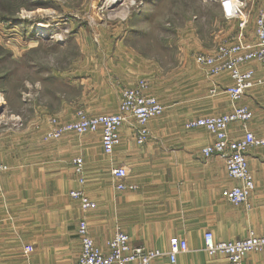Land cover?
Here are the masks:
<instances>
[{
	"label": "crops",
	"instance_id": "obj_1",
	"mask_svg": "<svg viewBox=\"0 0 264 264\" xmlns=\"http://www.w3.org/2000/svg\"><path fill=\"white\" fill-rule=\"evenodd\" d=\"M225 24L232 25L233 34L238 31V20H226ZM224 27H220L219 31ZM248 27L245 35L251 40L253 33L248 31ZM193 37L191 43L189 39H183L182 44L186 47L195 43L198 52L212 53L226 36L221 37L210 50H201L202 36L196 34ZM118 42L123 50L113 52L114 61L110 62V52L104 51L102 62L97 63L101 70L100 82L90 77L95 63L93 55L90 63L86 58L83 66H78L76 62L75 66L70 64V69L63 70L62 75L71 72L72 67L76 73L79 67L85 69L84 78H69L68 89L63 94L64 102L60 101V95L53 98L46 92V85L40 83L41 104L33 103L32 114L28 116L19 113L2 115L3 109L10 103L0 101V158L8 167L6 172L0 173V264H23L25 260L19 251L24 244L33 246L30 260L39 264V252L54 248L56 243H61L62 237L76 236V226L82 218L86 220L95 244L101 248L118 227L129 236L133 246L164 251L174 248L169 249L164 238L154 241L150 236L166 235L167 223H172L170 219H181L182 223L177 222V228L172 233L184 238L187 250L178 253L174 263L161 258L152 264H228L224 258L209 260L206 257L203 233L207 227L221 222V193L233 181L228 177L220 157L214 156L208 161L202 159L201 149L210 144L213 137L201 128L186 130L184 123L209 113L228 112L233 103L225 94L208 97L210 84L187 52L183 51L175 57L169 73L180 75V80L173 82L174 91L180 98L167 109L159 94L152 92L153 85L149 90L161 102L163 113L148 122L150 136L145 144H136L132 119L121 126L119 143L110 155L103 153L97 133H65L57 140H42L48 128L46 119L54 115L60 118L59 108L73 106L69 115L62 118L65 121L79 107L89 114L115 112L121 87L131 86L140 78L147 79L149 85L153 82L147 76L148 73H155L156 65L138 67L140 55L125 45L126 37L119 38ZM111 65L114 68L112 75L109 72ZM256 68L264 74L258 65ZM43 80H47L46 73ZM216 81L221 87L231 83L227 74H221ZM194 102L208 108L206 111L195 110L191 104ZM28 103L21 99L20 105L23 107ZM259 103L264 107V85L249 89L237 105L250 108L253 122L259 123L262 118L257 116L259 110L254 108ZM250 124L248 129L253 131L254 127ZM230 129L232 136H241L238 124L231 125ZM76 157H81L85 163L84 192L96 204L94 209L86 212H82L78 202L69 196V192L77 186L72 165ZM247 162L253 172L264 170V152L250 150ZM116 166L125 167L127 176L124 182L136 185V190L115 188L116 179L111 170ZM257 175L260 177L259 173ZM263 185L262 180L256 177V194ZM166 203L174 205L173 212L164 206ZM199 257L201 260L196 261ZM246 263L264 264V258L251 255Z\"/></svg>",
	"mask_w": 264,
	"mask_h": 264
},
{
	"label": "rangeland",
	"instance_id": "obj_2",
	"mask_svg": "<svg viewBox=\"0 0 264 264\" xmlns=\"http://www.w3.org/2000/svg\"><path fill=\"white\" fill-rule=\"evenodd\" d=\"M245 3L246 10L250 15L248 31L253 33L252 39H254V18L258 10H264V0H245ZM219 7V0H0V101L7 100L10 103L1 114L4 116L11 113H19L24 116L32 114V104H41L40 101L43 98L39 93V83L46 85V92L53 98L55 95L57 97L60 95L62 98L60 101L64 102L63 94L68 89L69 78H84L85 69L79 67L76 73L72 67L71 72L68 71L67 74L62 75L63 70L70 69V64L75 66L76 62L78 66H83L86 58L90 63L91 55L94 56L95 59L92 61L94 60L95 63L90 77L99 79L97 82H100L101 70L98 69L100 65L98 66L97 63L102 62L104 51L105 53L109 51V60L110 62L114 61L113 52L123 50L118 42L121 37H126L125 45L140 55L138 67L143 68L144 64L156 65L155 73L153 75L148 73L147 76L153 80L149 85V90L153 85L152 92H155L156 95L159 94L160 100L168 109L170 105H173V101L180 98L174 91L173 85V82L180 80V75L169 74L175 57L183 51L187 52L188 55H191L192 63L195 64L192 56L199 51L195 43L193 46L190 44L185 47L182 40L189 39L191 43L194 39L193 36L197 34L202 36L201 50H210L221 37L226 36L223 40H228L234 35L232 25L225 24L226 20ZM40 24L47 27L45 28L46 32L40 33L36 30ZM223 26H225L224 29L219 31ZM215 35L219 37L216 38ZM113 69L111 65L110 75H112ZM45 73L46 81L43 80ZM93 82L96 81L93 80ZM208 82L210 84L209 80ZM208 94V97L214 96L210 91ZM21 99L29 101L27 106L20 105ZM191 104L195 110L205 109L206 111L208 108L207 105L197 102ZM72 107L58 109L62 114L61 119L54 116L66 123L73 119L76 110H84L79 107L70 115L69 120H62L64 115H69ZM254 108L259 110L257 116L262 118V121L253 122L252 112V117L244 125L238 124L239 130L242 132L241 136L231 135L230 137L242 138L245 130L251 131L248 129L250 123L254 127L251 132L257 136H264V107L259 103ZM50 109L53 110L52 107ZM85 112L89 114L87 111ZM211 114L215 113L207 115ZM136 125L134 122L133 132ZM184 128L186 130L194 129L188 128L186 122ZM97 134L100 140V134ZM210 135L212 136V134ZM136 144L138 143L136 142ZM254 149L264 152V146L250 148L245 154L246 161L247 153ZM103 153L105 154L104 151ZM201 156L204 161H208L214 156L220 157L218 154L205 157L203 153ZM247 167L253 180L252 190L248 192L242 203H230L226 199L225 193L228 188L236 183L240 184V182L231 178L226 171L233 184L230 187H225L221 193L223 210L221 222L207 227L203 233V239L205 233H210L215 239L232 240L245 238L250 234L264 235H260L264 232V185L259 187L257 194L255 193L257 190L256 177L261 179L264 184V170L257 171L260 175L258 177V173L253 172L248 162ZM83 178L85 183V163ZM84 183L77 184L75 188H81L84 192ZM254 196L256 197L254 198ZM164 206L169 212L174 211L172 203H166ZM170 221L172 223H167L168 232L166 235L150 236L154 241L164 238L169 249L177 247L184 239L179 234L172 233L177 228L176 223L181 224L182 220L172 218ZM76 237L77 235L62 237L61 243H56L54 248L52 246L44 252H39V264H73L79 256L80 244L78 245L79 240ZM203 251L209 260L224 258L223 256L211 257L204 249ZM33 252L32 245L24 244L22 246L19 253L25 260L23 264H38L30 260ZM251 255L259 259L264 258V252L261 250L248 252L243 257V264H247ZM195 260L200 261L201 258Z\"/></svg>",
	"mask_w": 264,
	"mask_h": 264
},
{
	"label": "built area",
	"instance_id": "obj_3",
	"mask_svg": "<svg viewBox=\"0 0 264 264\" xmlns=\"http://www.w3.org/2000/svg\"><path fill=\"white\" fill-rule=\"evenodd\" d=\"M222 16L225 20H238V31L228 40L221 41L212 53H195L193 60L196 66L210 81L209 91L212 95L223 93L233 103L228 112L205 115L188 120V128H202L212 134L213 141L201 149L205 157L218 154L229 176L239 183L227 189L226 199L232 204L242 203L253 188V180L248 172L246 152L254 146H264V136H257L245 130L242 138H232L230 126L244 125L252 117V111L245 106L237 105L240 98L251 88L264 85V74L256 68L264 70V10H258L254 18V39L249 40L245 35L250 15L246 10L245 0H219ZM221 74H227L230 85L221 87L216 79ZM163 113L159 99L149 92V82L145 78L138 79L132 86L121 89L117 110L110 113L89 115L78 109L73 119L62 122L55 116L48 117L47 130L42 136L43 141L59 139L63 134L99 133L100 143L105 154L110 155L119 143L121 126L133 120V136L138 144H144L149 136L146 124ZM76 183H84V161L81 157L72 160ZM8 167L0 158V173ZM116 179L117 190H136L137 186L125 183L127 171L123 166H116L111 171ZM82 211L95 208L81 188L69 192ZM76 235L80 244V252L74 264H152L153 261L167 258L175 262L176 255L187 250V243L181 240L172 250L148 249L133 246L129 236L117 228L106 241L104 248L97 246L91 237L85 219L79 220ZM203 249L211 257L223 256L229 264H243V257L252 251L264 252V235L250 234L245 238L215 241L210 233L204 234Z\"/></svg>",
	"mask_w": 264,
	"mask_h": 264
},
{
	"label": "bare ground",
	"instance_id": "obj_4",
	"mask_svg": "<svg viewBox=\"0 0 264 264\" xmlns=\"http://www.w3.org/2000/svg\"><path fill=\"white\" fill-rule=\"evenodd\" d=\"M45 28H47L45 25H41L40 24V25L37 26L36 30H38L40 33H44V32L47 31V29H45Z\"/></svg>",
	"mask_w": 264,
	"mask_h": 264
}]
</instances>
